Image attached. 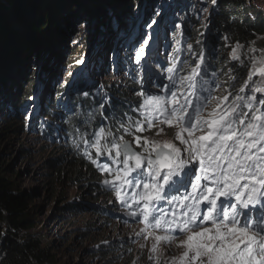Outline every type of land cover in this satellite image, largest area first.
<instances>
[{
  "label": "rangeland",
  "instance_id": "374dc122",
  "mask_svg": "<svg viewBox=\"0 0 264 264\" xmlns=\"http://www.w3.org/2000/svg\"><path fill=\"white\" fill-rule=\"evenodd\" d=\"M137 1V10L129 13L131 17H124L121 23L111 28L106 24L102 29L103 26L98 19H87L86 12L76 14L74 17L70 16L72 23L65 27L66 32L57 40L55 47H47L43 42V47L37 45L34 56L30 59L21 54L18 65L20 66L23 62V68L18 67L7 82L6 89L0 90V99L2 98L4 104L7 105L9 104L7 101L9 99L11 101L10 97L19 93L25 79L33 80V86H35L31 98L27 101L31 104L20 109V116L26 122L22 131L16 132L15 124L0 117V162L2 161V172L5 171L16 182V187L21 192L30 193L31 214L37 226L31 229L29 234L36 235L44 241V246L48 248V252L52 253V264H154V260H149L150 255L159 258L160 264H164L165 260L178 258L184 250L177 247L178 241L185 238L183 234H178V240L173 241L171 245L161 242L156 253L150 252L153 244L152 236L145 240L143 236L136 235L145 228V224L140 222V218L131 216L133 219H128L127 216L132 211L138 210V206L130 199L131 194L142 189L125 187L123 191L128 193L125 198L133 204V207L119 214L115 211L107 218L100 216L97 208L108 205L109 199L102 198L101 195L94 198L89 197L84 186L76 187L74 183L68 181L69 172L64 182L56 184L55 191L51 190L53 171L48 168V159L51 154H54L52 156L55 158L63 153L65 157L70 158V156L63 151L65 149L42 148L39 135H37L44 128L46 135L42 134L45 136L43 138L52 145L62 147L61 139L64 133L60 129H63V122L57 121L56 125L50 124V119H46L41 110L44 100L53 96L61 88L64 89L62 93L64 98L61 100L64 106H69L77 101L76 96L78 95L84 96L89 91L96 92L106 89L105 81H109L110 87L115 86L121 90L126 78L140 76L143 86L140 91L152 95H163L171 100L170 92L165 93L169 75L166 71L169 67L166 60L173 57L180 42L178 33L172 37V31L178 32L179 27L182 26L179 13L184 14L186 11L187 18L194 16L198 19L201 29L198 30L195 39L202 40L203 47L204 45L209 46L211 38L209 29L214 24L215 15L218 14V0L215 2L213 0H202L201 2L199 0ZM245 1L264 13V0ZM114 10L107 13L105 17H108L107 21L111 18L112 12L119 11V9ZM137 12H140L139 15ZM133 13L136 15V21H134ZM93 21L96 23L93 24ZM86 23L89 25L92 23L91 34L93 35L89 49L82 55L81 62L79 60L73 68L65 65L64 62L59 64V50L64 48L69 50L68 54L63 56L65 57L63 60L68 61V59H78L82 50L86 48V36L90 33L88 29H85ZM126 31H128L127 35ZM200 35L204 37L199 38ZM237 44L226 46L225 58L233 60L232 49L236 48ZM241 46L240 59L235 61L245 58V61L251 63L253 67L252 58L259 59L261 52L264 51V33H260L257 41H252L250 46ZM141 47L144 48V54L137 62L136 55ZM157 59H160L158 63L162 62V64L161 67L155 68ZM228 64H230L229 61ZM108 75L113 77L107 79ZM69 76L70 81L64 84ZM55 77L59 79L53 83ZM181 77L185 76L178 75L179 80ZM218 85L220 94L211 91L208 96L203 97L202 102L197 105L191 104L187 110L191 107L196 110L195 108L199 106L202 115L206 116L216 108L218 103L222 108H226L232 98L228 95V102L224 103L221 98L227 93L225 94V87L220 83ZM172 90L177 91L180 103H185V97L178 93L177 84ZM216 110L219 112L221 108H216ZM164 127L166 133L158 137L155 136V129L138 133V135L154 137L161 142L170 141L179 146V141L173 140L175 129H169L166 125ZM119 166L121 165H113V173ZM104 203L107 204L103 205ZM70 206L78 209L71 210ZM93 209H96V213ZM180 211L179 208L175 210L178 217ZM201 211H206L203 205ZM167 219L170 220V218ZM147 231L152 230L147 229ZM141 245L145 247L142 248Z\"/></svg>",
  "mask_w": 264,
  "mask_h": 264
},
{
  "label": "snow or ice",
  "instance_id": "6c2138e0",
  "mask_svg": "<svg viewBox=\"0 0 264 264\" xmlns=\"http://www.w3.org/2000/svg\"><path fill=\"white\" fill-rule=\"evenodd\" d=\"M188 47L191 50V45ZM241 47L237 44L232 49L233 60L240 59ZM143 54L141 47L137 62ZM199 59L192 74L180 78V83L189 81L192 89L205 61L203 52ZM252 64L247 81L239 89V93L248 89L252 94H237L226 108L218 103L216 108L221 111L214 108L206 116L200 109L194 115L188 112L191 101L187 97L180 103L172 90L176 85L172 75L175 65L168 67L171 100L142 91L138 95L143 101L134 109L139 118L128 117L127 124H120L118 131L124 134L116 136L111 129L101 127L93 133L90 144L84 140L97 157H105L107 162L98 163L92 153H84L98 171L108 173L110 178L102 183L114 191L121 206L133 207L125 198V187L142 189L130 196L138 206L130 215L145 224L137 236L145 240L152 236L151 253L157 252L161 242L171 245L178 234L184 235L177 243L183 252L164 264H264V51L259 59L252 58ZM256 93L262 95L257 97ZM228 98L225 95L221 100L227 103ZM165 125L175 129L173 140L179 141V146L138 135L155 129L158 137L166 133ZM125 135L132 140H126ZM113 164L121 165L114 174ZM164 204L179 208L180 216L172 211V219H167ZM149 260L160 264L153 255Z\"/></svg>",
  "mask_w": 264,
  "mask_h": 264
},
{
  "label": "trees",
  "instance_id": "16d2710c",
  "mask_svg": "<svg viewBox=\"0 0 264 264\" xmlns=\"http://www.w3.org/2000/svg\"><path fill=\"white\" fill-rule=\"evenodd\" d=\"M137 2V0L135 2L133 0H0V90L6 89L7 82L18 67L23 68V62L20 66L18 65L21 54L30 59L34 56L37 45L42 46L46 43L47 47H55L57 40L66 32L65 27L72 23L69 19L70 16L74 17L76 14L86 12L87 19H98L103 26L102 29L106 24L111 28L121 23L120 21L124 17H129L130 12H135ZM114 9H119V11L112 12L111 18L107 21L108 17L105 18L107 13L115 11ZM137 13L139 15L140 12ZM133 15L134 21H136V15L134 13ZM179 16L182 19V26L179 27L178 32L172 31V37L178 33L180 42L173 57L166 60L169 67L175 65V72L172 75L179 87V95L187 97L191 104L197 105L211 91L220 94L219 83L225 87V94L231 93L229 96L232 100L237 94L245 97L251 95L252 93L248 89L244 93H239L240 87L248 79L251 63L245 61V58L240 61L227 59L224 51L227 45L233 46L238 43L247 47L252 41H257L258 35L264 33L263 11L246 3L245 0H218L215 25L212 24L209 29L211 33L209 46L204 45V47L202 40L195 39L198 30L201 29L198 19L194 16L187 18L186 11L184 14L180 12ZM95 23L93 21V24ZM85 29H88L90 33L86 36V48L82 50L80 57L78 59L73 57L74 59H68V61L63 60L65 58L63 56L67 55L69 51L64 48L58 51L59 64L64 62L65 65L73 68L79 60L81 62L82 55L89 49L92 42V23L91 25L86 23ZM125 34L127 35L128 31ZM202 37L204 36L200 35L199 38ZM189 45H191V50H189ZM205 46L209 49H206ZM202 52L205 61L201 67L200 76L195 78L196 86L192 89L188 86L189 81L185 80L180 83L178 75L185 77L191 75L192 69L200 63L199 57ZM161 64L162 62L158 63L156 67H161ZM204 68L207 69V72L203 70ZM112 77V75H108L107 79ZM55 78L53 83L59 79ZM70 79L69 76L64 84H67ZM205 80L208 81L207 84L204 83ZM253 80L258 81L259 79L253 76ZM27 82L29 83L26 87ZM108 82L104 83L106 89L96 92L89 91L84 96L78 95L76 96L77 101L69 106H64L63 101L60 102L64 98L63 88L57 90V94L55 93L44 100L41 110H43L42 113L46 119H50V124H55L57 121L63 122V129H60L64 133L63 139H61L62 147L56 144L52 145L43 138L45 136L42 134L46 135L44 128L37 134L42 148L65 149L63 151L70 156V158L65 157L63 153L55 158L52 156L54 154H51L47 161L48 168L53 171L50 189L55 191L56 184L63 183L69 172L68 181L74 183L76 187L84 186L89 197L94 198L101 195L102 198L109 199L108 205L104 203L103 205L106 206L93 207L97 208L100 216L105 218L115 211H118L116 212L118 214L122 211L126 212L127 207L121 206L115 199L114 191L103 185V179L109 178L108 173L98 171L97 166L93 165L84 153L86 151L92 153L98 163L107 162L104 156L97 157L95 150L89 146L94 139L93 133L103 127L106 131L111 129L116 136L124 134L122 131H118L120 124L122 122L127 124L128 117L133 120L139 118V113L134 109L142 103L140 100H143L138 95L143 89L142 77L126 78L121 90L115 86L110 87ZM169 85L170 81H168L165 93L168 92ZM19 90L17 95L10 97L11 101L10 99L7 101L11 105H5L2 98L0 99V117L15 124L16 132L25 128L26 122L20 116V109L31 104L27 101L33 94L32 90H35L33 80L25 79ZM71 95L73 94L71 93ZM256 95L260 97L262 94L256 93ZM102 105L103 107H101ZM195 109H199V106ZM194 111L196 110L193 108L188 112L194 114ZM243 111H248V109L243 108ZM125 139L132 138L125 135ZM84 140L89 141V144H85ZM141 149L139 150L142 151ZM1 163L2 161L0 162V264H52V253L48 252L44 241L36 235L29 234L30 230L37 226L31 214L30 193L21 192L16 187V182L5 171L2 172ZM69 208L71 210L78 209L74 206ZM127 218L133 219L130 213Z\"/></svg>",
  "mask_w": 264,
  "mask_h": 264
},
{
  "label": "flooded vegetation",
  "instance_id": "af4514ba",
  "mask_svg": "<svg viewBox=\"0 0 264 264\" xmlns=\"http://www.w3.org/2000/svg\"><path fill=\"white\" fill-rule=\"evenodd\" d=\"M60 102H62V100H60Z\"/></svg>",
  "mask_w": 264,
  "mask_h": 264
}]
</instances>
